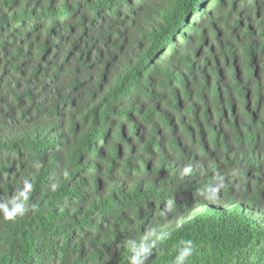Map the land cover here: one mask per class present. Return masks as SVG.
<instances>
[{
	"label": "trees",
	"instance_id": "1",
	"mask_svg": "<svg viewBox=\"0 0 264 264\" xmlns=\"http://www.w3.org/2000/svg\"><path fill=\"white\" fill-rule=\"evenodd\" d=\"M0 264H264V0H0Z\"/></svg>",
	"mask_w": 264,
	"mask_h": 264
},
{
	"label": "clouds",
	"instance_id": "2",
	"mask_svg": "<svg viewBox=\"0 0 264 264\" xmlns=\"http://www.w3.org/2000/svg\"><path fill=\"white\" fill-rule=\"evenodd\" d=\"M185 255H187V253H185Z\"/></svg>",
	"mask_w": 264,
	"mask_h": 264
}]
</instances>
